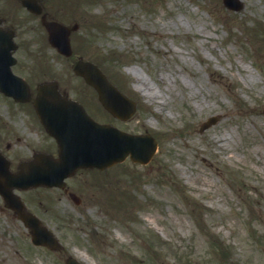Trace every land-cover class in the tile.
Masks as SVG:
<instances>
[{
  "label": "rangeland",
  "instance_id": "374dc122",
  "mask_svg": "<svg viewBox=\"0 0 264 264\" xmlns=\"http://www.w3.org/2000/svg\"><path fill=\"white\" fill-rule=\"evenodd\" d=\"M77 1L66 0L82 23L76 54L108 60L137 101L128 120L92 105L96 116L150 131L158 148L146 166L125 159L100 176L103 187L132 185L136 206L103 204L85 172L80 205L57 188L24 198L84 264H264V0H238V10L223 0ZM67 67L55 70L73 89ZM213 114L217 122L199 131ZM24 233L0 209V264H64L61 252L33 250ZM149 236L156 246L147 260L141 242ZM120 247L128 251L118 256Z\"/></svg>",
  "mask_w": 264,
  "mask_h": 264
},
{
  "label": "water",
  "instance_id": "95a60500",
  "mask_svg": "<svg viewBox=\"0 0 264 264\" xmlns=\"http://www.w3.org/2000/svg\"><path fill=\"white\" fill-rule=\"evenodd\" d=\"M44 23L49 32L50 41L58 45L63 52L68 53L67 30L64 26L52 21ZM0 38L2 40L0 41V89L15 97H18L17 92L23 89V95L20 96L23 98L26 93L24 85L18 78L9 75L8 50L10 44L5 42L1 35ZM74 71L81 74L88 83L97 89L100 101L114 115L124 118L131 114L133 103L117 91L95 65L78 60L74 65ZM34 105L46 128L50 132L57 130L53 132L60 144L59 158L51 159L49 156H41L37 161L22 164L17 173L11 174L0 157V194L3 196L5 205L13 208L16 215L28 226L33 228L35 222V243H43L55 248L58 243L53 234L40 224L37 217L23 211V204L12 192V188L15 186L26 188L37 184L51 185L53 183L62 185V178L72 173L76 167H103L121 158L127 150L119 143L121 139L119 142L114 141L118 139L116 136L119 134L115 136L111 133L115 134L117 131L105 124L95 122L75 102L60 98L54 86H42L35 98ZM213 121L210 119L209 122L202 124L201 128ZM108 130H110V134ZM128 137L140 139L138 136ZM113 151L119 153V156L114 155ZM66 264L78 263L70 257L66 259Z\"/></svg>",
  "mask_w": 264,
  "mask_h": 264
},
{
  "label": "flooded vegetation",
  "instance_id": "af4514ba",
  "mask_svg": "<svg viewBox=\"0 0 264 264\" xmlns=\"http://www.w3.org/2000/svg\"><path fill=\"white\" fill-rule=\"evenodd\" d=\"M23 1L27 4H23ZM38 2L48 19H56L57 12H51L52 1L38 0ZM40 16L41 14L35 15V0H0V27L13 34L16 44L13 52L16 58L13 69L29 84L32 98L35 96L37 62L47 63L49 67L51 64H48V58L52 62L56 54L51 46L39 45L40 41L35 38V20L39 21ZM40 32H42L41 40L46 41L45 31ZM60 63L64 66V61ZM69 89L72 87L69 86ZM61 90L67 91V88L62 87ZM25 104L31 105L29 102ZM4 117L17 122L15 129L0 122V151L8 159L10 166L16 167L20 162L32 159L39 153H56L55 139L46 136V133V135L41 133L39 120L32 108L7 110Z\"/></svg>",
  "mask_w": 264,
  "mask_h": 264
},
{
  "label": "bare ground",
  "instance_id": "6f19581e",
  "mask_svg": "<svg viewBox=\"0 0 264 264\" xmlns=\"http://www.w3.org/2000/svg\"><path fill=\"white\" fill-rule=\"evenodd\" d=\"M140 86H143V85H141V83H138V85L135 86V88L139 90V87H140ZM140 91H141V90H140Z\"/></svg>",
  "mask_w": 264,
  "mask_h": 264
}]
</instances>
